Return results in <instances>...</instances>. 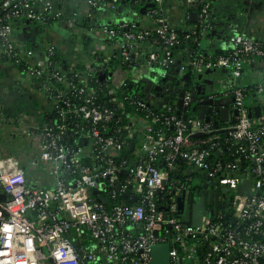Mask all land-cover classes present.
I'll use <instances>...</instances> for the list:
<instances>
[{
    "label": "built area",
    "instance_id": "1",
    "mask_svg": "<svg viewBox=\"0 0 264 264\" xmlns=\"http://www.w3.org/2000/svg\"><path fill=\"white\" fill-rule=\"evenodd\" d=\"M130 1L142 0H0V264H152L160 243L170 264H264V37L236 33L226 53L206 55L200 40L214 28L215 0H175L197 11L183 36L167 0H147L143 12ZM123 2L131 7L120 18ZM186 42L198 46L190 69L225 67L235 78L228 96L210 94L238 111L220 128L239 144L234 161L210 159L222 152L213 121L182 117L176 100L171 115L153 108L157 87L174 82L190 112L192 91L174 67ZM250 68L252 83L239 84ZM26 92L43 101L25 109ZM180 156L230 193L229 202L219 195L227 208L209 204L197 225L179 218L170 195ZM242 159L250 165L240 170ZM248 180L250 193H238Z\"/></svg>",
    "mask_w": 264,
    "mask_h": 264
},
{
    "label": "crops",
    "instance_id": "2",
    "mask_svg": "<svg viewBox=\"0 0 264 264\" xmlns=\"http://www.w3.org/2000/svg\"><path fill=\"white\" fill-rule=\"evenodd\" d=\"M166 9L170 11L172 21L175 24L176 28L179 30H182L186 28L187 26H192L194 24H197V11L193 9L192 7L188 6L187 4L179 5L178 2L175 0H167L166 1ZM131 7V4L129 2H123L120 7V14L119 17L123 18L127 13H129V9ZM190 8V9H189ZM190 11V15L185 21L183 19L186 15V10ZM194 14V15H193ZM214 14L215 19L213 21V34L210 35L207 38H204L200 40L201 42V52L203 54H211L216 55L218 51L223 50V45L227 43L228 38L230 35L236 34V33H242L244 35H254L260 37H264V0H215L214 5ZM198 46L194 42H186L185 44L180 45L175 49L174 52V67H175V76L178 74L179 80H182L186 86L187 89L192 91L193 96V109L198 108V113H195L194 115H197L200 118V111L201 107L204 104L205 101L213 100L210 97V94L214 91H218L219 96H228V92L231 91L234 84V76L232 75V71L225 67H213L210 69H204L199 72H195L192 69H190L187 66V60L192 56V52L197 49ZM189 69L191 74L185 75V71ZM231 73V74H230ZM191 78H193V81L191 83ZM253 79V73L252 69L246 70L244 77L237 82L242 85H249L252 83ZM195 82L194 85H192ZM172 86H175L174 82H170L168 86H165L162 90H156L155 95L159 100H163L165 97H168L167 102H174L179 101L180 98V92H174L175 87L172 88ZM248 89L249 92V100L251 102L256 100V91L253 89V86ZM4 89V85H3ZM177 90V89H176ZM3 94H5L4 98L11 102L13 91H4L2 90ZM195 92V95H193ZM157 93V94H156ZM34 94V93H33ZM30 95L29 93H24V96L21 97L24 102L22 106L25 107H34L36 100H42L43 97L39 95ZM215 97L214 99H219L220 104H209L206 105V107H212L214 108L213 111H206L204 114V118H200L203 121H213L214 127L220 129L223 126L229 125L234 119H235V113L233 104L228 97ZM215 101V100H213ZM20 103V102H19ZM17 104L16 106H18ZM179 105V104H178ZM220 105L223 108L228 107L230 109V113L228 118L225 120L222 117V113L220 111L216 110V106ZM231 105V106H228ZM253 106V104H250ZM257 106V104H254V107ZM180 107V106H179ZM191 107V108H192ZM191 110V109H190ZM254 110V109H253ZM263 110V109H262ZM261 110V114L263 111ZM260 114V115H261ZM255 110H254V116H255ZM259 115V116H260ZM257 116V115H256ZM218 120V127L215 125V121ZM14 150V147H12ZM19 147H15V153H19L20 151ZM18 151V152H17ZM196 166H190L189 165V171L187 172V176L185 177V180H192L196 181L198 183V187H203L204 183L208 182H216V180H211L210 177H204L203 171L195 172ZM192 170V171H190ZM190 172V173H189ZM180 182V181H179ZM177 181L170 182V184H177L179 183ZM184 182V181H183ZM196 192V191H195ZM228 192V191H227ZM226 192H223L220 194V196L224 197V194ZM193 194L191 192V187L187 193V199H186V208L185 213L188 210L187 202L191 203L190 206V213L188 216V219H193L194 216V201H192L191 197L193 196H200V194ZM197 203V202H196ZM209 206V204H207ZM206 206V208H207ZM210 207V206H209ZM227 207L222 206V209H225ZM183 214V215H184ZM188 221V220H187Z\"/></svg>",
    "mask_w": 264,
    "mask_h": 264
},
{
    "label": "water",
    "instance_id": "3",
    "mask_svg": "<svg viewBox=\"0 0 264 264\" xmlns=\"http://www.w3.org/2000/svg\"><path fill=\"white\" fill-rule=\"evenodd\" d=\"M194 15V14H193ZM179 83V82H178ZM150 88V83L147 84L146 86V90H149ZM157 89L159 90L160 87H157ZM179 91V89H174V92ZM195 95V92L194 94ZM183 96L184 93L180 92V98L178 101V104L180 106V108H182V101H183ZM147 98H149V95H147ZM168 101V97H165L163 100H159V105L162 106L165 102ZM233 103V101H232ZM230 103V104H232ZM209 104H220L219 100L216 101H205L204 104L201 107V111H200V118H204V114L206 111H213L214 108L212 107H206V105ZM231 106V105H228ZM216 110L220 111L222 113V117L223 119H227L230 113V109L228 107L223 108L220 105L216 106ZM255 110V114L257 116H259L261 114V106L257 105L254 107ZM234 113L235 115H237L238 111L237 109H234ZM234 121V120H233ZM232 121V122H233ZM215 125L216 127H218V120L215 121ZM201 136L200 133L195 134V137ZM134 140L131 142V148H134ZM203 171V176L204 177H208V173L206 170H204L203 168L200 167H195L194 171L195 172H199V171ZM192 171V170H190ZM190 173V172H189ZM171 182V178H168V183H169V189L171 190V194L170 195H177V201H178V209H179V214L183 215L185 213V208H186V199H187V193L191 187V192L193 194H202V201H201V206H200V211L202 212L201 214H197L194 212V216L192 219V223L197 225L201 222L202 216L203 215H209L210 212L206 209L207 204H212L214 206V209L216 210L217 208L221 207V206H227V203L225 201H221L219 199V195L222 194L223 192H227L228 189L224 188L223 186H221L220 184V179H218L216 182H206L204 183L203 187H198V183H196V181H193V179L191 180H185L183 182L180 181L177 184H170ZM250 189H251V181L248 180L246 181L245 184H242L238 187V193H250ZM196 191V192H195ZM98 190H94V194H97ZM210 195V197L207 199V196ZM6 195L2 194L1 198H5ZM99 200H101L103 203L107 204V198L104 195H99L98 196ZM213 198V200H212ZM197 206V203H195L194 207ZM231 215L233 214V211L230 213ZM166 216V215H165ZM170 245L168 243H160V244H156L153 246L152 248V264H170Z\"/></svg>",
    "mask_w": 264,
    "mask_h": 264
},
{
    "label": "trees",
    "instance_id": "4",
    "mask_svg": "<svg viewBox=\"0 0 264 264\" xmlns=\"http://www.w3.org/2000/svg\"><path fill=\"white\" fill-rule=\"evenodd\" d=\"M130 2L140 12H143L144 8L150 6V3H147V0H142L138 4H136L134 1H130ZM143 5H145V7ZM179 32H180L181 36L184 35V32L182 30H179ZM212 34H213V31L211 32L210 35H212ZM223 53H226V52H224L223 50L217 52L218 55H221ZM247 91L249 92L248 89H247ZM169 103H172V102H167L163 107H160L159 105H156L153 108H155V112L156 113H158L159 115L161 114V117H164V115L169 114V112H170V115H171L172 112L171 111H169V112L167 111V106L169 105ZM176 107H177L176 113L179 114V115H182V117H185L187 115L191 116V115L199 112L198 111L199 107H197V109L196 108L193 109V107H192L190 112H186V114H184V109L180 108L178 103L176 104ZM162 124H163L162 122H159L158 126H162ZM168 131L170 133H172L174 131V128L169 127ZM219 135L221 137V142H222V145H221L222 152H219L217 149L213 150L212 151V156H211L210 159L213 162H215L217 160H222L225 163L234 161L240 155L238 153L239 144L236 143V141L226 131H223V130L219 131ZM128 149H129L128 151L131 150V144H130ZM176 163L178 164L177 168L170 173L171 182H174V181L179 182V181H182V180L185 181V179H186L185 177H188L186 174L189 171V165L186 163V160L183 157H181V156L177 158ZM249 165H250L249 162L244 160V159L239 161V169L240 170L247 168ZM133 201H135V200H133ZM203 247L204 246H202V248ZM200 256L201 257L203 256L202 252H200Z\"/></svg>",
    "mask_w": 264,
    "mask_h": 264
},
{
    "label": "rangeland",
    "instance_id": "5",
    "mask_svg": "<svg viewBox=\"0 0 264 264\" xmlns=\"http://www.w3.org/2000/svg\"><path fill=\"white\" fill-rule=\"evenodd\" d=\"M190 75L191 74V72L189 71V69L187 68V70L185 71V75ZM231 74V73H230ZM233 75V74H232ZM192 81H193V78H191V83H192ZM195 84V82L192 84V85H194ZM30 107H25V109H29ZM201 195V198H202V194H200ZM229 196H230V193H228V192H226L225 194H224V198H227L228 199V202L230 201V199H229ZM201 201H202V199H199V201L197 202V206L196 207H193V209H194V212L195 213H197V214H201L202 212L200 211V206H201ZM188 204H187V206H188V210H187V212H186V214H184V215H180V217L179 218H181L182 220H184V221H187L188 220V216H189V212H190V206L192 205L191 203H189V202H187ZM210 206V205H209ZM208 206V207H209Z\"/></svg>",
    "mask_w": 264,
    "mask_h": 264
},
{
    "label": "flooded vegetation",
    "instance_id": "6",
    "mask_svg": "<svg viewBox=\"0 0 264 264\" xmlns=\"http://www.w3.org/2000/svg\"><path fill=\"white\" fill-rule=\"evenodd\" d=\"M209 197H210V195L207 196V199H208ZM229 197H230V196H229ZM212 200H213V198H212ZM189 213H190V212H189ZM188 220H189V219H188Z\"/></svg>",
    "mask_w": 264,
    "mask_h": 264
}]
</instances>
